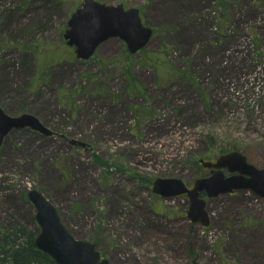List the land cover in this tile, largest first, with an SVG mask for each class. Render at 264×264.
Here are the masks:
<instances>
[{
	"label": "rangeland",
	"instance_id": "obj_1",
	"mask_svg": "<svg viewBox=\"0 0 264 264\" xmlns=\"http://www.w3.org/2000/svg\"><path fill=\"white\" fill-rule=\"evenodd\" d=\"M98 1L139 9L148 44L112 38L78 59L64 33L83 0H0V107L56 133L4 140L0 225L34 230L37 189L110 264H264V234L253 249L246 228L264 217L253 192L203 195L208 226L187 195L152 193L157 178L209 176L202 157L264 167V0Z\"/></svg>",
	"mask_w": 264,
	"mask_h": 264
},
{
	"label": "water",
	"instance_id": "obj_2",
	"mask_svg": "<svg viewBox=\"0 0 264 264\" xmlns=\"http://www.w3.org/2000/svg\"><path fill=\"white\" fill-rule=\"evenodd\" d=\"M153 30L143 24L139 9L126 10L123 5H108L96 0H85L69 21L65 39L69 46L76 48L78 59H89L98 46L111 38L123 40L131 53L145 47ZM29 128L45 136L54 131L45 126L36 116L24 113L18 116L7 114L0 107V147L12 130ZM72 143L80 141L73 140ZM207 168H213L209 177L198 178L190 189L179 178H157L152 191L164 198L187 194L190 200L188 216L193 222L209 224L206 201L200 196L206 192L208 197L235 190L252 189L264 196V170L248 163L247 157L233 151L221 155L215 163L201 160ZM238 173L224 177L222 169ZM250 178H246L245 175ZM28 199L36 210L35 219L40 232L34 239V247L47 254L56 264H110L102 258L93 242L77 239L62 222L57 207L43 192L37 189L28 191Z\"/></svg>",
	"mask_w": 264,
	"mask_h": 264
},
{
	"label": "trees",
	"instance_id": "obj_3",
	"mask_svg": "<svg viewBox=\"0 0 264 264\" xmlns=\"http://www.w3.org/2000/svg\"><path fill=\"white\" fill-rule=\"evenodd\" d=\"M38 233L39 227L35 220L34 230L21 223L0 225V264H55L47 254L34 247Z\"/></svg>",
	"mask_w": 264,
	"mask_h": 264
},
{
	"label": "flooded vegetation",
	"instance_id": "obj_4",
	"mask_svg": "<svg viewBox=\"0 0 264 264\" xmlns=\"http://www.w3.org/2000/svg\"><path fill=\"white\" fill-rule=\"evenodd\" d=\"M207 162L208 161H210V162H213V163H215L216 161H217V159H215V160H209L208 158H207V160H206ZM249 161V160H248ZM251 163V162H250ZM253 164V163H252ZM255 165V164H254ZM257 166V165H256ZM257 167H259V166H257ZM259 168H261V169H264V167H259ZM206 171H208V172H210V175H211V173H212V171H213V168H204ZM223 171V174H224V177L226 178V177H231V176H233V175H235L236 173H230L229 171H228V169H223L222 170ZM206 177V176H205ZM208 177V176H207ZM245 177L246 178H250V176L249 175H245ZM190 187V186H189ZM191 188V187H190ZM241 191H251V192H253L254 194H256L258 197H259V199L260 200H264V196L263 195H261L260 193H258V192H256V191H254V190H252V189H244V190H241ZM236 191H234V192H232V193H228V194H231V195H236V193H235ZM262 193H264V191L262 190L261 191ZM202 195H206V193L204 192ZM219 195H223V194H219ZM219 195H217V196H219ZM216 196V197H217ZM213 198H215V197H213ZM253 212H254V210H252ZM255 217H256V221H254V222H251V223H249V225H247L246 226V228H247V232H248V234H255L254 235V237L252 238V239H250V240H252L251 241V243H250V245H249V247H251V248H253V249H256V248H259V244H257L253 239H259L261 236H260V234H264V217H261V216H258V215H255ZM256 226H258L256 229H255V227ZM251 230V232L249 233V231Z\"/></svg>",
	"mask_w": 264,
	"mask_h": 264
},
{
	"label": "bare ground",
	"instance_id": "obj_5",
	"mask_svg": "<svg viewBox=\"0 0 264 264\" xmlns=\"http://www.w3.org/2000/svg\"><path fill=\"white\" fill-rule=\"evenodd\" d=\"M169 17V16H168Z\"/></svg>",
	"mask_w": 264,
	"mask_h": 264
}]
</instances>
